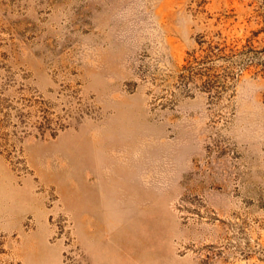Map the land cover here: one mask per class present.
Masks as SVG:
<instances>
[{
	"label": "rangeland",
	"instance_id": "obj_1",
	"mask_svg": "<svg viewBox=\"0 0 264 264\" xmlns=\"http://www.w3.org/2000/svg\"><path fill=\"white\" fill-rule=\"evenodd\" d=\"M0 264H264V0H0Z\"/></svg>",
	"mask_w": 264,
	"mask_h": 264
},
{
	"label": "bare ground",
	"instance_id": "obj_2",
	"mask_svg": "<svg viewBox=\"0 0 264 264\" xmlns=\"http://www.w3.org/2000/svg\"><path fill=\"white\" fill-rule=\"evenodd\" d=\"M118 182H116V183H114V184H112L111 185V193L110 192H107V193H109L110 195L112 194V191H113V187L115 186V184H117ZM94 192V191H93ZM113 195V194H112Z\"/></svg>",
	"mask_w": 264,
	"mask_h": 264
}]
</instances>
